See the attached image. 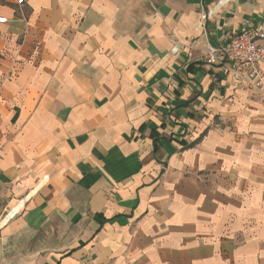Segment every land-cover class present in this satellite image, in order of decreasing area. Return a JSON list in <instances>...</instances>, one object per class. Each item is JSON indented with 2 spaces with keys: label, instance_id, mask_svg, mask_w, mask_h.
Masks as SVG:
<instances>
[{
  "label": "crops",
  "instance_id": "1",
  "mask_svg": "<svg viewBox=\"0 0 264 264\" xmlns=\"http://www.w3.org/2000/svg\"><path fill=\"white\" fill-rule=\"evenodd\" d=\"M0 0V264H264V96L207 64L264 0Z\"/></svg>",
  "mask_w": 264,
  "mask_h": 264
},
{
  "label": "built area",
  "instance_id": "2",
  "mask_svg": "<svg viewBox=\"0 0 264 264\" xmlns=\"http://www.w3.org/2000/svg\"><path fill=\"white\" fill-rule=\"evenodd\" d=\"M25 0H19L21 7ZM7 18H0L6 24ZM207 64L222 65L235 84L264 96V26L258 24L236 33L231 41L220 48L209 46Z\"/></svg>",
  "mask_w": 264,
  "mask_h": 264
}]
</instances>
